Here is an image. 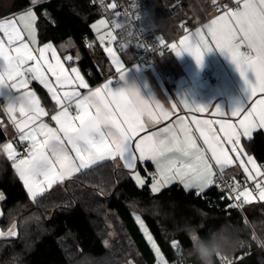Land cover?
<instances>
[{
  "label": "snow or ice",
  "instance_id": "snow-or-ice-1",
  "mask_svg": "<svg viewBox=\"0 0 264 264\" xmlns=\"http://www.w3.org/2000/svg\"><path fill=\"white\" fill-rule=\"evenodd\" d=\"M45 2L31 0V7L22 14L0 18V101L4 102L3 110L19 133V142H26L21 158L13 143H6L3 152L32 201L75 174L119 158L138 187H143L147 180L137 171L138 163L145 171L146 162L154 165L155 173L149 174L153 194L179 182L185 190L195 189L197 196L214 185L222 190L228 187L227 198L235 201L230 208L257 202L254 192L264 202V165L258 164L242 143V138L251 141L255 131L264 130V0H234L236 7L228 8L202 28L188 33L179 40V45L168 46L177 57L190 54L197 65H202L206 53L218 49L230 58L246 85L248 96L242 106L230 113L215 108L213 115L221 119L192 117V124L206 146L204 149L197 144L192 128L183 117L178 120L182 137L171 125L149 133L143 117L149 116L154 123L159 121L134 86L113 91L112 81H108L91 89L76 67L70 71L65 67L52 42L40 45L38 16L33 9ZM211 2L217 4V0ZM113 23L116 28L122 25ZM107 25L101 19L92 28L99 32ZM106 35L109 42L116 39L111 31ZM105 39V35L98 36L101 44ZM105 51L112 58L119 79L124 80L125 65L112 47ZM72 59L65 57L66 61ZM249 74L253 79H249ZM32 81L46 90L54 102V114L50 115L37 93L29 88ZM81 89L88 91L82 93ZM206 109L198 106L196 111L203 113ZM169 115L161 111L163 118ZM228 115L236 117L235 122L226 118ZM44 117H49L55 127L45 122ZM214 125L219 126L218 131ZM214 166L220 173L226 167L238 166L244 180L233 178L231 183L220 185ZM249 183L254 188H249ZM3 199L0 194V201ZM133 215L156 254V264H167L141 216ZM16 229L12 224L6 231L0 230V238L17 237ZM172 246L178 247L177 242L173 241ZM217 258L220 264H233L226 255Z\"/></svg>",
  "mask_w": 264,
  "mask_h": 264
},
{
  "label": "trees",
  "instance_id": "trees-1",
  "mask_svg": "<svg viewBox=\"0 0 264 264\" xmlns=\"http://www.w3.org/2000/svg\"><path fill=\"white\" fill-rule=\"evenodd\" d=\"M141 1L166 38L182 30L177 22H172L169 8L177 0ZM192 2L178 0V10ZM29 5V0H13L5 6L0 0V17ZM34 11L38 16L39 43L71 40L69 51L76 55L89 83L94 85L106 77L105 64L101 62L103 48L91 27L105 14L95 0H46ZM32 86L50 107L45 89L36 82ZM5 139L0 124V143ZM243 144L264 165L263 131H255L252 140L244 139ZM138 169L145 172L140 165ZM0 191L4 196L0 227L6 231L15 224L18 233L17 237L0 239V264H123L127 255L121 251L126 253L128 246L145 264H154L155 254L134 213L141 216L169 264H192L186 256L191 247L186 231L192 226L199 229L202 237L221 228L238 236L243 243L228 256L233 264H264V202L246 204L242 211L230 209L227 194L216 186L197 196L195 190L173 183L153 194L148 182L138 187L129 171L108 160L55 184L32 201L10 161L0 152ZM108 213L124 230L120 242L118 235L112 239L113 248L106 245V234L109 230L118 234V229L104 224L106 234L99 231L105 223L103 215ZM173 241L178 247L172 246ZM216 264H220L218 258Z\"/></svg>",
  "mask_w": 264,
  "mask_h": 264
},
{
  "label": "crops",
  "instance_id": "crops-1",
  "mask_svg": "<svg viewBox=\"0 0 264 264\" xmlns=\"http://www.w3.org/2000/svg\"><path fill=\"white\" fill-rule=\"evenodd\" d=\"M29 2V6L11 12L0 18H11L13 15L21 14L23 11L31 7V0H29ZM224 11L227 10H220L207 0H196L191 8L190 18L182 22V30L179 33L171 38H166L160 33L163 40L166 42V48L157 54L156 64L144 65L134 63L132 61V53L128 49L124 51L117 50L113 44V41H107L103 44L100 43L104 52V60L102 64H105L104 71L106 72V77L94 85L89 83L86 76L80 69L77 63L76 55L70 53V56L73 59L71 61L65 60V57H67L65 55L68 54L66 52L70 50L72 41L66 40L68 45L64 50H62L57 44H54L53 42L52 43L56 47L57 53L61 57L62 62H64L65 67L69 69V71L71 67H76L84 77L86 83L89 85V88L95 89L96 87H100L108 81H112L110 86L113 91H118L128 86H134L142 96L141 98L148 102L152 112L159 121L158 123H154L149 116L145 115L143 117V121L149 133L158 132L160 129L171 125L176 130L177 135L182 137V133L178 127V120L180 117H183L184 122L192 128V135L196 138L197 144L202 149H204L206 146L203 144L202 139L199 137V133L196 132L195 126L192 124V117L195 116L196 118L202 120L221 119L220 116L213 115L215 108L218 106L222 111L230 113L236 107L242 106L247 100L248 96L246 85L239 72L235 68V65L231 62L230 58L226 54L221 53L220 50L213 49L212 51L206 53L203 57L202 65H197L195 59L190 54L184 53L182 56L177 57L175 52H173L168 46L170 44L179 45V40L185 35L194 32L196 28H202L204 23L215 18L217 15L222 14ZM47 42L51 41H46L43 43ZM43 43L39 44L42 45ZM107 47H112L120 61L125 65L126 73L124 80L119 79V74L115 71V66L112 64V58L105 51V48ZM208 64H212L214 67V76L211 79L204 77V73ZM249 79H253L251 74H249ZM32 82L30 83L29 88L34 90ZM87 91V89H81L82 93H86ZM3 103V101H0V119L6 139L0 143V152L7 158L6 153L3 152V146L6 143H13L15 148V145L19 143V133L8 120V116L3 110ZM41 104L46 108V110L50 111V115L54 114L55 105L51 99L50 107L46 106L42 101ZM173 105H175V107H173ZM198 106H205L207 109L205 112L201 113L196 111ZM161 111H165L170 114L167 119L161 116ZM16 116L18 119L20 118L18 112L16 113ZM226 118L234 122L237 119L236 117H231L230 115H228ZM43 120L55 127L54 122H52L49 117H44ZM214 127L218 131L219 126L214 125ZM261 131L264 133V130ZM143 134L144 133H142V135ZM244 139L246 138H242V143ZM248 153L251 154L250 152ZM251 155L254 157L253 154ZM113 162L117 166L124 168L123 162L119 158ZM10 163L12 166L11 161ZM146 163L150 164V167L146 168L147 171L141 173L138 169L139 163L137 165V171L140 172L141 177L147 178L146 183L148 182V186L150 188L151 179L149 174L155 173V167L151 162ZM257 163L261 164L259 161H257ZM216 169L217 168L214 166V171ZM224 172L233 176L235 179H244V173L238 166L226 167ZM174 183H177L183 187V185L179 182ZM0 194L3 195L2 191H0ZM256 195L258 200V193ZM1 215L2 209L0 201V216ZM0 230H2L1 227Z\"/></svg>",
  "mask_w": 264,
  "mask_h": 264
},
{
  "label": "built area",
  "instance_id": "built-area-1",
  "mask_svg": "<svg viewBox=\"0 0 264 264\" xmlns=\"http://www.w3.org/2000/svg\"><path fill=\"white\" fill-rule=\"evenodd\" d=\"M207 1L213 4L211 0ZM95 2L100 11L107 16L108 26L112 29V34L116 37L115 40H112L116 49L119 51L128 49L132 53V61L134 63L144 65L156 64L157 54L166 48V42L163 40L147 6L141 0H103V3H101L100 0H95ZM110 4H115L116 7H108ZM215 6L220 10L236 7L234 0H217ZM117 13H119V16H117ZM137 17L140 19L137 20ZM113 21L123 24L124 27L116 28ZM129 28H131L133 34L128 37L127 40H124L123 38ZM105 36V42L109 41L110 38H108L106 34ZM161 41H163V43H161ZM213 72V65L208 64L204 77L213 78ZM15 149L21 154L18 158H21L26 150V143H17ZM215 171L217 173L218 184L227 185L233 181L234 177L226 172L223 171V173H220L218 169ZM235 180L243 181L244 179ZM248 187L254 188V185L249 183ZM217 188L221 189V187ZM223 190L226 194L229 193L228 187H223ZM256 194L257 193L254 192V195ZM234 202V200L229 199L228 208H230L229 205ZM230 209L242 211L243 207Z\"/></svg>",
  "mask_w": 264,
  "mask_h": 264
},
{
  "label": "clouds",
  "instance_id": "clouds-1",
  "mask_svg": "<svg viewBox=\"0 0 264 264\" xmlns=\"http://www.w3.org/2000/svg\"><path fill=\"white\" fill-rule=\"evenodd\" d=\"M124 25H121L123 28ZM131 28L126 31L124 40L132 35ZM191 247L187 250L186 256L192 264H216L218 256L233 254L243 243L236 235L224 228L211 231L207 236L202 237L196 226L186 231Z\"/></svg>",
  "mask_w": 264,
  "mask_h": 264
},
{
  "label": "rangeland",
  "instance_id": "rangeland-1",
  "mask_svg": "<svg viewBox=\"0 0 264 264\" xmlns=\"http://www.w3.org/2000/svg\"><path fill=\"white\" fill-rule=\"evenodd\" d=\"M12 1L13 0H3V2H4V4H5V6H10V4L12 3ZM191 1H193L192 2V4L191 3H189L187 6H186V8H184V9H179L178 10V8H179V6H178V0L177 1H175L174 3H172L170 6H169V8L172 10V22L173 23H176L177 22V24H178V26H181L182 27V22L184 21V20H187L188 18H190V13H191V8H192V6H193V4L195 3V1L196 0H191ZM203 1V0H202ZM173 6H175V7H173ZM27 10V9H26ZM34 10V9H33ZM24 12V11H23ZM22 12V13H23ZM21 13V14H22ZM101 19H104L105 21H107L108 22V20H107V16L106 15H102L100 18H98L97 20H95L92 24H91V27H92V25L93 24H97L98 25V22L101 20ZM93 29V28H92ZM93 31L95 32V34H96V37H97V39H98V36L99 35H105V34H107L109 31H111L112 32V29L107 25V27H101L100 28V31L99 32H97V31H95L94 29H93ZM62 50H64V49H66L67 48V41H63V42H61V43H59V44H57ZM66 53H68V54H66L65 56H70L71 54V52H69V50H68V52H66ZM134 214H138V213H134ZM139 215V214H138ZM104 216V218H105V223H103V225L99 228V231H100V233L102 234V235H104V234H106L105 233V229H107V228H105V225H106V227H111V228H117L118 229V234L116 233H113V231L112 230H109L108 232H107V234H106V239H105V243H106V245L108 246V247H110V248H113L114 246V244H113V242H112V239L113 238H115L116 237V235H118V240L119 239H121V233H122V231H124L123 229H122V225L120 224V222H115L114 221V219L109 215V213L108 214H106V215H103ZM105 224V225H104ZM139 226V225H138ZM17 230V229H16ZM150 232V231H149ZM122 237H124V236H122ZM13 238V237H12ZM122 240V239H121ZM121 240H119V242L121 241ZM151 246V245H150ZM127 247V246H126ZM158 247V246H157ZM152 248V247H151ZM153 250V249H152ZM121 252H123V254L124 255H127V261L126 262H124L123 264H145L142 260H141V258L138 256V255H136V254H134V251H133V249H132V247H130V246H128V248H127V252L125 253V251L124 250H122ZM153 252H154V250H153ZM154 254H155V252H154ZM130 255H132V256H130ZM161 255H162V253H161ZM130 256V257H129ZM125 257V256H124ZM165 259V258H164ZM156 261H157V257H156V254H155V263L154 264H156ZM167 264H169L168 262H167Z\"/></svg>",
  "mask_w": 264,
  "mask_h": 264
},
{
  "label": "water",
  "instance_id": "water-1",
  "mask_svg": "<svg viewBox=\"0 0 264 264\" xmlns=\"http://www.w3.org/2000/svg\"><path fill=\"white\" fill-rule=\"evenodd\" d=\"M101 62L103 63V60H101Z\"/></svg>",
  "mask_w": 264,
  "mask_h": 264
}]
</instances>
